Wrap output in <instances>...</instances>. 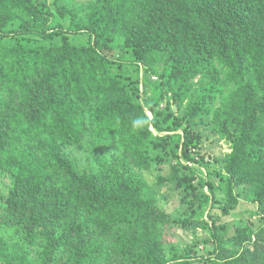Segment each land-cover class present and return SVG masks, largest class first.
<instances>
[{
	"label": "trees",
	"instance_id": "trees-1",
	"mask_svg": "<svg viewBox=\"0 0 264 264\" xmlns=\"http://www.w3.org/2000/svg\"><path fill=\"white\" fill-rule=\"evenodd\" d=\"M0 178V264H264V0H0Z\"/></svg>",
	"mask_w": 264,
	"mask_h": 264
},
{
	"label": "rangeland",
	"instance_id": "rangeland-1",
	"mask_svg": "<svg viewBox=\"0 0 264 264\" xmlns=\"http://www.w3.org/2000/svg\"><path fill=\"white\" fill-rule=\"evenodd\" d=\"M215 144V143H214ZM207 147L211 146L214 150V152L216 153H224L227 152V148L225 146L222 145V143H218L216 146H214L212 144L211 141H209L208 143L205 144ZM7 182L3 180V178H0V186L3 188V190H6V184ZM246 216V215H245ZM176 238L181 241V243H186L187 241H189L191 239V234L189 235V233H181V232H177Z\"/></svg>",
	"mask_w": 264,
	"mask_h": 264
},
{
	"label": "clouds",
	"instance_id": "clouds-1",
	"mask_svg": "<svg viewBox=\"0 0 264 264\" xmlns=\"http://www.w3.org/2000/svg\"><path fill=\"white\" fill-rule=\"evenodd\" d=\"M144 123H145L144 120L137 118V119L132 121V126L133 127H139V126H142Z\"/></svg>",
	"mask_w": 264,
	"mask_h": 264
},
{
	"label": "water",
	"instance_id": "water-1",
	"mask_svg": "<svg viewBox=\"0 0 264 264\" xmlns=\"http://www.w3.org/2000/svg\"><path fill=\"white\" fill-rule=\"evenodd\" d=\"M173 109H174V111H175V110H176V106H174V108H173Z\"/></svg>",
	"mask_w": 264,
	"mask_h": 264
}]
</instances>
